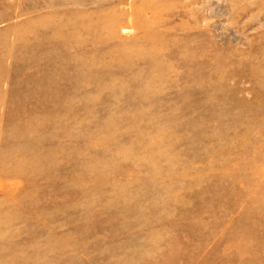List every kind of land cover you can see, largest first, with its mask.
I'll list each match as a JSON object with an SVG mask.
<instances>
[{
	"label": "rangeland",
	"instance_id": "374dc122",
	"mask_svg": "<svg viewBox=\"0 0 264 264\" xmlns=\"http://www.w3.org/2000/svg\"><path fill=\"white\" fill-rule=\"evenodd\" d=\"M0 264H264V0H0Z\"/></svg>",
	"mask_w": 264,
	"mask_h": 264
}]
</instances>
